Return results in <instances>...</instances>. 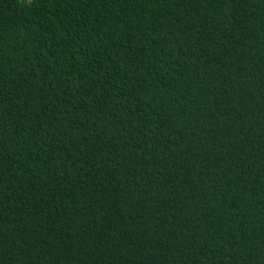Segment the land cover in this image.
Masks as SVG:
<instances>
[{
  "label": "trees",
  "instance_id": "1",
  "mask_svg": "<svg viewBox=\"0 0 264 264\" xmlns=\"http://www.w3.org/2000/svg\"><path fill=\"white\" fill-rule=\"evenodd\" d=\"M0 264H264V0H0Z\"/></svg>",
  "mask_w": 264,
  "mask_h": 264
}]
</instances>
